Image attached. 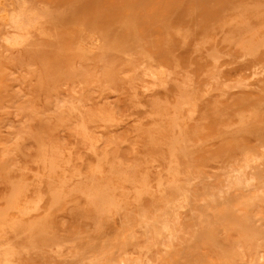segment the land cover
Instances as JSON below:
<instances>
[{
	"label": "rangeland",
	"instance_id": "1",
	"mask_svg": "<svg viewBox=\"0 0 264 264\" xmlns=\"http://www.w3.org/2000/svg\"><path fill=\"white\" fill-rule=\"evenodd\" d=\"M263 64L264 0H0L2 264H264Z\"/></svg>",
	"mask_w": 264,
	"mask_h": 264
},
{
	"label": "bare ground",
	"instance_id": "2",
	"mask_svg": "<svg viewBox=\"0 0 264 264\" xmlns=\"http://www.w3.org/2000/svg\"><path fill=\"white\" fill-rule=\"evenodd\" d=\"M30 10H31V9H30ZM32 10H33V9H32ZM37 11H38V10H37ZM37 11H36V13H37ZM30 12H31V11H30ZM26 13H29V12L27 11ZM26 13H25V16H26ZM33 13H34V10H33ZM36 13H35V17L39 14V13H37V15H36ZM31 15H32V14H31ZM39 15H40V14H39ZM37 17L39 18V16H37ZM24 19H25V18H24V13H23L22 11L19 12V13H17V14H15V15L12 16V18H11V20L13 21V23L17 26V28H19V31H20V29H22L23 27H24L25 30L27 31L26 28H28V27H26V26H27L28 24H25V22H23ZM35 19H37V18H35ZM24 25H26V26H24ZM29 27H30V25H29ZM24 28H23V29H24ZM21 31H23V30H21ZM21 31H20V34L22 33ZM26 31H23V33H24V32L26 33ZM27 32H28V31H27ZM25 33H24V34H25ZM20 34H19V35H20ZM27 34H29V32H28ZM19 35H18V36H19ZM27 36H29V35H27ZM27 36H26V34H25V36H23V34H22V36H20V37H17V35H16L15 38L12 37L13 39H11V38H10V39H7V44L9 43V44H13V46H15V45H18V46H19L24 40L27 41V38H26ZM29 37H30V36H29ZM21 41H22V42H21ZM26 41H25V42H26ZM17 42H21V43H17ZM15 43H16V44H15ZM9 44H8V45H9ZM144 62H145V61H144ZM141 64H142V63H141ZM143 64H144V63H143ZM257 64H259V63H257ZM263 65H264V64H263ZM263 65H262V66H263ZM254 67H255V65H254ZM257 67H258V65H257ZM260 67H261V66H260ZM261 68H262V67H261ZM263 69H264V67L262 68V70H263ZM255 70H256V67H255ZM260 70H261V69H260ZM262 70H261V71H262ZM263 71H264V70H263ZM145 74H147V73H145ZM145 74H143V75H145ZM141 76H142V75H141ZM141 76H140V77H141ZM138 77H139V76H138ZM94 87H95V86H94ZM81 100H82V99H80V101H81ZM81 102H82V101H81ZM82 104H83V102H82ZM248 159H249V158H248ZM254 159H255V158H254ZM258 159H259V158H258ZM258 159H255L256 162H257ZM255 160H254V161H255ZM258 161H259V160H258ZM239 175H242V174H239ZM255 176H256V175H255ZM240 177H241V178H240ZM240 177H239V178H240V181L243 180L242 177H243V178H244V177L246 178V176H240ZM250 177H252V176L250 175ZM236 178H237V177H236ZM247 178H248V177H247ZM247 178L244 179L243 181L246 180L247 182H250V180H251L252 182H250V184H251V186H253L254 184H252V183H255V180H254V182H253V180H252L253 177H252V179H247ZM235 180H237V179H235ZM257 180H258V177H257ZM243 181H242V182H239V179H238L237 182L235 181V186H237L239 183H244ZM258 181H259V180H258ZM256 182H257V181H256ZM258 183H259V182H258ZM236 184H237V185H236ZM245 184H246V183H245ZM248 184H249V183H248ZM250 184H249V186H250ZM246 185H247V184H246ZM251 186H250V187H251ZM237 187H238V186H237ZM255 187H256V186H255ZM255 187H253V188H255ZM186 197H188V196L183 197V199H185ZM187 199H189V198H187ZM179 200H180V199H178V202H177V200H176V201H173V202H174V203L177 202V203L179 204ZM181 200H182V198H181ZM37 201H39V200H37ZM185 201H186V199H185ZM173 202H172V203H173ZM182 202H184V200H183ZM37 203H38V202H37ZM177 203L175 204L176 206H177ZM180 203H181V202H180ZM184 203H185V202H184ZM184 203L179 204L180 206L178 205V207H182ZM186 203H187V206H188V203H190V202L186 201ZM186 203H185V204H186ZM253 203H254V202H253ZM34 204H35V203H34ZM167 204H168V202H167ZM31 205H33V204H31ZM185 206H186V205H184L183 208H185ZM160 212H161V210H159V213H160ZM165 212H166V211H165ZM159 213H157L156 215H158ZM160 214H161V213H160ZM142 215H143V217H142ZM145 215H146V213L141 214V221H142V222H144V221H143L144 219L142 220V218H144ZM156 215H155V216H156ZM164 215H165V214H164ZM164 215L162 214V216H164ZM146 216H147V215H146ZM146 216H145V221H147L146 218L148 217V216H147V217H146ZM149 216H150V215H149ZM155 216H154V217H155ZM162 216H161V217H162ZM161 217L158 216V218H160V220H161ZM158 220H159V219H158ZM148 221H150V223H149ZM148 221L146 222V224L149 223L148 225L150 226V224H152L153 218H152V220H149V218H148ZM165 227H166V226H165ZM165 227H163V228L165 229ZM167 227H168V226H167ZM168 228H169V227H168ZM166 230H167V228H166ZM161 231H163V229H162ZM167 232H169V230H168ZM170 234H171V236L173 235L172 231L170 232ZM170 234H169V235H170ZM131 239H132V238H131ZM133 239H134V238H133ZM124 243H126V242H124ZM127 243L129 244L128 241H127ZM128 244H127V245H128ZM261 244H262V243H261ZM261 244H260V246H261ZM122 245H123L124 248H125V247L127 248V245H126V246H125V244H122ZM129 246H130V245H129ZM130 248H131V247H130ZM257 248H258V247H257ZM257 248H255V249H257ZM258 249L260 250V248H258ZM258 249H257V251H258ZM138 250H139V249H138ZM140 250H141V249H140ZM141 251H142V250H141ZM147 251H148V250H147ZM119 252H120V251H119ZM255 252H256V251H255ZM258 252H259V251H258ZM7 253H9V252H7ZM119 254H121V252H120ZM119 254H118V257L121 256V255H119ZM6 255H7V254H5V257H6ZM10 255H11V254H10ZM97 255H98V254H97ZM97 255H96V256H97ZM96 256L94 257V259H96ZM98 256H99V255H98ZM101 256H102V255H101ZM108 256H109V253H108ZM127 256H128V255H127ZM131 256H132V255H131ZM3 257H4V255H3ZM109 257H111V256H109ZM7 258L9 259V261H11V260L13 261L12 258H14V255H13V257H11V260H10L9 256L6 257V259H7ZM107 258H108V257H107ZM2 259H4V258H2ZM97 259H100V257L97 258ZM101 259H102V257H101ZM128 259H129V258H128ZM259 259H260V258H259ZM262 259H263V258H262ZM4 260H5V259H4ZM126 260H127V258H126ZM126 260H125V261H126ZM135 260H136V259H135ZM135 260H133V261H135ZM6 261H7V260H6ZM9 261H8L7 264H9ZM100 261H101V260H100ZM100 261H99V260H98V261L96 260L95 262H100ZM114 261H116V262H114V263L117 264V263H119L121 260H120L119 262H117V258H116V260H114ZM122 261H124V260H122ZM136 261H137V260H136ZM93 262H94V261H93ZM129 262H130V261H129ZM3 263H4V262H3ZM107 263H110V261H108ZM127 263H128V262H127ZM127 263L125 262V264H127ZM130 263L134 264V262H132V261H131ZM130 263H128V264H130ZM0 264H2V260H0ZM5 264H6V263H5ZM100 264H101V262H100ZM120 264H121V263H120ZM135 264H136V263H135Z\"/></svg>",
	"mask_w": 264,
	"mask_h": 264
}]
</instances>
